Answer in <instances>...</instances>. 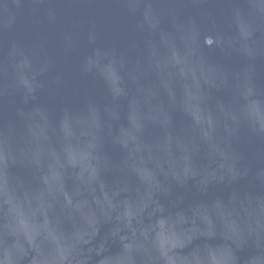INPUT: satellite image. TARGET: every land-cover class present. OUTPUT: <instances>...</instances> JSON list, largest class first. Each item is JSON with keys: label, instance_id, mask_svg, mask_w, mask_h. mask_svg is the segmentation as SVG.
Segmentation results:
<instances>
[{"label": "water", "instance_id": "95a60500", "mask_svg": "<svg viewBox=\"0 0 264 264\" xmlns=\"http://www.w3.org/2000/svg\"><path fill=\"white\" fill-rule=\"evenodd\" d=\"M0 264H264V0H0Z\"/></svg>", "mask_w": 264, "mask_h": 264}]
</instances>
